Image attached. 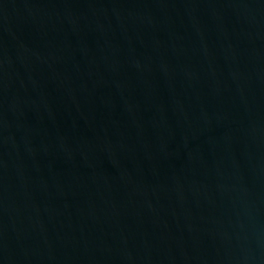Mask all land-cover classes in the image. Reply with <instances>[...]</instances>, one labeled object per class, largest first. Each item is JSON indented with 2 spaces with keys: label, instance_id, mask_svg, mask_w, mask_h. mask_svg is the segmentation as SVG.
<instances>
[{
  "label": "water",
  "instance_id": "1",
  "mask_svg": "<svg viewBox=\"0 0 264 264\" xmlns=\"http://www.w3.org/2000/svg\"><path fill=\"white\" fill-rule=\"evenodd\" d=\"M0 264H264V0H0Z\"/></svg>",
  "mask_w": 264,
  "mask_h": 264
}]
</instances>
